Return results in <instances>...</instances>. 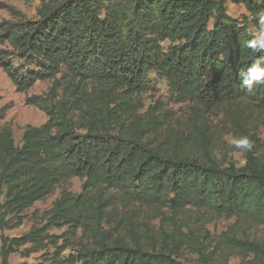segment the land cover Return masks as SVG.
I'll list each match as a JSON object with an SVG mask.
<instances>
[{
	"label": "trees",
	"instance_id": "obj_1",
	"mask_svg": "<svg viewBox=\"0 0 264 264\" xmlns=\"http://www.w3.org/2000/svg\"><path fill=\"white\" fill-rule=\"evenodd\" d=\"M38 1L33 20L0 2L10 14L0 21V69L27 106L47 117L27 126L19 144L11 124L0 128V264L39 253L47 264H178L168 246L195 244L193 233L174 223L165 250L148 248L133 218L139 207L174 214L188 206L210 209L264 227V161L243 122L250 112H264V83L248 89L239 75L256 63L264 68V48L247 47L257 38L226 7L242 4L257 22L256 1ZM151 72L166 79L173 102L198 107L193 126L202 143L201 110L229 107L239 138L253 143L242 168L221 167L199 141L203 159L183 154L189 140L166 150L150 144L165 124L162 107L143 112L136 99L151 89ZM38 82L50 83L47 92L29 95ZM12 106L0 108V121ZM74 178L81 193L62 191L43 225L5 235ZM224 241L243 259L264 264V243Z\"/></svg>",
	"mask_w": 264,
	"mask_h": 264
},
{
	"label": "rangeland",
	"instance_id": "obj_2",
	"mask_svg": "<svg viewBox=\"0 0 264 264\" xmlns=\"http://www.w3.org/2000/svg\"><path fill=\"white\" fill-rule=\"evenodd\" d=\"M261 7V14L257 22L252 21V15L242 4L227 2V13L232 19L245 21L249 32L258 41H264V31H259L260 17L264 15V0H255ZM0 2L16 7L28 19L37 17V10L40 6L38 0L24 3L18 0H0ZM10 19L6 10L0 9V21ZM169 42H165L166 49ZM151 89L137 96L136 99L143 104V112L150 106H160V112L165 124L154 135L149 138L150 144L160 149H168L173 144L187 142L183 154L190 157L203 159L204 153L200 150L201 145L207 147L211 157L221 166L226 167L234 163L237 168H242L246 163V151L236 149L231 141L239 138L230 109L222 106L217 110L206 112L201 110L203 118L198 119L199 127L204 131L206 140L201 142L194 130L195 107L193 104H176L171 99L166 79L155 72L149 75ZM49 82H38L29 92V95H41L47 92ZM12 102L13 106L8 111L4 120L0 121V128L5 124H11L16 144L20 143L21 137L27 126H41L47 121L44 113L38 109L27 106L26 95L16 92L15 87L0 69V108ZM195 106V107H194ZM243 108H247L245 104ZM251 135H254L258 142L255 156L264 161V112H250L243 119ZM199 141L202 143L198 144ZM82 181L74 178L69 182L62 183L55 187L51 194L37 202L28 209L23 220V225L15 230L6 231L8 237H20L27 233L34 226H41L46 222L48 213L53 209L55 201L60 197L62 191H70L79 194L82 191ZM4 197L0 195V202ZM133 218L139 222L138 231L141 234L143 244L148 248H155L159 251L165 250L168 242L167 234L173 231L174 223L177 224L183 233L191 234V239L196 241L192 245H170L173 259L178 264H254L253 256L243 259L241 254L230 249L226 236L237 239H246L264 243V227L250 226L238 221L235 217L218 214L214 210L199 209L188 206L183 212L174 214L168 209L154 207H139L133 212ZM63 230H53L52 234L59 235ZM1 245V242H0ZM10 264H47L42 253L33 254L29 258H22L20 255H13Z\"/></svg>",
	"mask_w": 264,
	"mask_h": 264
},
{
	"label": "clouds",
	"instance_id": "obj_3",
	"mask_svg": "<svg viewBox=\"0 0 264 264\" xmlns=\"http://www.w3.org/2000/svg\"><path fill=\"white\" fill-rule=\"evenodd\" d=\"M259 31H264V15L260 17V27ZM259 42L260 47L264 48V41L252 40L247 44L248 48L257 51V43ZM241 83L243 86H246L248 89L259 86L261 83H264V68L259 67V63L254 64L246 72H241ZM232 145L236 149H243L245 151H252L253 143L249 140L247 136L240 138H233L231 141Z\"/></svg>",
	"mask_w": 264,
	"mask_h": 264
}]
</instances>
